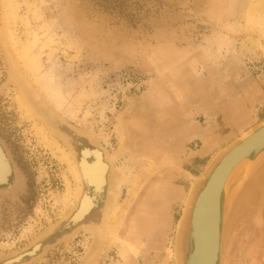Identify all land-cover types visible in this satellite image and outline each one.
Segmentation results:
<instances>
[{
  "label": "rangeland",
  "instance_id": "374dc122",
  "mask_svg": "<svg viewBox=\"0 0 264 264\" xmlns=\"http://www.w3.org/2000/svg\"><path fill=\"white\" fill-rule=\"evenodd\" d=\"M17 1H23L18 9L22 21L13 25L14 35L25 42L28 32L36 31L40 43L43 35L49 36L52 43L43 47L40 55L37 48L34 52L42 70L60 85L63 95L70 96L75 108L72 113L65 109L53 113L35 97L26 81L12 74L0 24V86L6 70L14 84L0 88V138L17 169L0 144L9 173L0 180V193L5 195H0V264H174L168 250L191 181L217 161L227 145L235 144L260 122L237 132L239 118L230 109L229 141L213 149L204 169L202 166L197 171L193 155L201 146L198 143H185L178 166L168 159L166 153L172 156L180 149L173 128L177 115L171 107L186 100L190 104L189 98L204 95L206 89L216 95L212 84L223 77L229 82L231 100L239 85L254 86L264 96V32L250 29L253 23L245 18L249 5L258 8L254 18L264 14V0H30L37 4L38 16L27 10L25 0ZM213 4H223L230 12L213 11ZM16 87L25 91L41 118L46 114L51 118L49 128L56 131L52 137L64 153L68 148L57 137V130H69L64 126L67 124L73 136L85 137L91 143V148L81 151L88 155L82 158L86 164L94 161L93 152L117 154L114 213L121 220L117 234L126 242L137 240L138 251L124 253L119 244L109 243L96 258L98 239L92 229L69 234V229L60 227L61 223H80L73 220L70 209L66 221L59 216L67 182L71 191L76 183L68 165L60 160L61 153L47 146L49 139L43 140L33 126L34 120L18 108ZM158 96L166 102L163 106ZM186 114L189 122L193 118L204 122ZM119 116L124 119L121 137L117 131ZM177 122L179 127V118ZM77 140L82 143L79 149L88 147L85 140ZM68 141L75 152L71 135ZM95 141L99 145L93 144ZM105 161L108 169L106 157ZM140 168L143 182L137 193L128 196ZM173 180L181 187L177 196L169 188ZM91 184L87 181L84 191L97 209L83 222L98 223L108 186L96 195ZM231 213L221 264H264V181L257 175L244 186ZM89 250L94 258L86 261ZM25 253L30 256L22 257ZM3 256L10 257L4 260Z\"/></svg>",
  "mask_w": 264,
  "mask_h": 264
},
{
  "label": "bare ground",
  "instance_id": "6f19581e",
  "mask_svg": "<svg viewBox=\"0 0 264 264\" xmlns=\"http://www.w3.org/2000/svg\"><path fill=\"white\" fill-rule=\"evenodd\" d=\"M25 1H26L25 3L27 4L26 6H27L28 11L32 12L36 16L40 15L39 10L37 8V4L35 3L36 0L34 1L36 5L33 2L31 3L30 0H25ZM212 2H215V1H212ZM232 2H234V0H232ZM21 3H18L17 0H0V24L2 25L1 27L3 30L2 32H3L6 48H7V51L9 52V59H10L9 61L11 64L10 66L12 69V74L26 81L29 88L33 90V94H35V97L39 98L41 101V104L45 106L47 109L51 110L52 112L53 110H55L56 113H58L59 110L65 109L67 112L72 113L75 108V102L70 103V102H73L68 99V97L70 96L68 94L63 95L60 92V85L59 84L55 85L53 77L49 74V72L42 70L41 64L39 61V55L41 54V50L43 49V47L47 46L48 44H51L52 40L49 38L48 35H43L44 41L40 43L38 34L35 31V32H28V38L26 39L25 42H22L13 33V28H12L13 25L19 20H21V18L18 16V9H19V6H21L20 5ZM247 8H248L247 11L245 10L246 11L245 18L247 19L246 21L253 23L250 29L256 28V29H259V31L264 32V14H262L259 17L254 18L253 13L255 14V12L258 11L257 6L249 5L247 6ZM215 9H218L216 11H219L222 14H228L230 12V10L227 9V7H225V5L223 4L215 5L212 10L214 11ZM248 28L249 27H247V29ZM35 48H37L38 51L40 52L39 55H36V53L34 52ZM5 70H6V67H5ZM6 72L8 76L7 80L9 82L11 78L7 70ZM8 84H10V86L12 87L14 86V84L11 83V81ZM3 87H0V88H3ZM16 92H17V95L15 97V101L18 105V108L24 113V115L29 120H34L33 126L36 128L38 132L41 133L43 140L49 139V141H47L49 145L47 146L51 147L54 151H58L59 153H61L60 160L68 165V172L70 173L71 177L75 180L76 188L74 189V191H71L69 189V184L67 182V185H68L67 190L65 194L63 195V210H62L61 215H59L60 220L66 221V219L70 215L66 213V211L70 209L69 211H72L73 216H74L73 220L75 222H81L95 208V201L92 199L91 196H88L84 191V187L86 186L87 181H90L92 183L91 185H93L94 190H95L94 192L96 193V195L98 194L96 191L98 192L103 191V189L108 186V198L105 199L104 201L105 204H104V211L102 214V218L100 219L97 225L92 224V223H91L92 225L90 224V229H92L93 231V234L92 233L91 234L93 235V237L97 236L96 239H98V241L96 242V245H97L96 257H98L99 256L98 254L103 252L106 249L109 243L119 244L120 248H122V251L124 253H126L128 250L133 253L138 251L135 249V243L137 240H131V241L126 242L122 240L121 238H119L117 234L118 226H120L121 224V220H118L119 214L114 213L115 200H116V188H117V183H118V179H116L114 175V169H115L114 163L116 161L117 154L115 152L111 154H109L108 152H105L104 153L105 155L102 156L99 153L93 152L94 161L91 164H86L87 162L86 163L83 162L84 160L82 158L83 156H88V155H83V153L80 152L79 157H78V155L75 154V152L73 151L68 141L70 135H67L65 132H62L63 133L62 134L61 130L59 131L57 130L58 132L57 137L59 138L61 137L63 143L66 145L65 147L68 148V150L64 153V151L62 150L64 148L61 149L57 142V139L52 137L53 136L52 132H54L55 130L53 128H49L50 124L51 126L53 125V122L51 118L48 116V114H46V117H44L43 115L44 118H41L39 116V114L41 113L40 110H38V108L31 103L29 97L25 95V91L22 88L20 89L17 88ZM51 105L53 106V109ZM57 118L60 119V117H57ZM123 120L124 119H122L119 116L117 131L120 137L122 136L120 129H121V124L124 122ZM89 135H90L91 140H93L94 142V140L96 139L93 137L91 133ZM242 137L244 138L245 135H243ZM96 143L98 144L97 141H95V143L93 144H96ZM228 147L229 146L227 145L226 148L222 152H224ZM105 157L107 158V163L109 164L108 169H107V165H104ZM5 164L6 162L4 163L2 152L0 150V180L6 175L7 176L9 175L8 170L5 169V166H6ZM212 164L213 163L211 162L205 168L206 171L204 170L203 175L209 169H211ZM141 174H142V169L140 168V170L137 172V175L135 176V181L132 182L130 188L128 189V192H127L128 196H131V195L133 196L135 193H137L136 190H138L139 186L143 182ZM199 179L200 177L198 178L194 177V179L191 181V185L188 189V192L186 194V197L183 203L184 207L182 209V214L180 218L178 219L176 226H175L173 245H172V248L168 250V255L174 261V264L183 263L184 235L187 232V229L189 227V219H190V209L189 208L193 204L194 196L198 189L197 184L200 181ZM150 199L151 197L149 198V201ZM231 214H230V217H231ZM230 217H229V221H230ZM229 221H228L225 233H227ZM35 249L36 248H33V251ZM125 256L128 258V255L125 254Z\"/></svg>",
  "mask_w": 264,
  "mask_h": 264
},
{
  "label": "water",
  "instance_id": "95a60500",
  "mask_svg": "<svg viewBox=\"0 0 264 264\" xmlns=\"http://www.w3.org/2000/svg\"><path fill=\"white\" fill-rule=\"evenodd\" d=\"M7 77L6 72L0 87L9 83ZM64 126L71 130L69 125ZM243 135L222 152L211 169L200 176L193 204L189 208L182 264H221L227 224L239 194L255 175L264 181V121ZM83 228L90 229V224L81 225L72 234ZM24 255L30 256L25 253L22 257ZM7 257L10 256L1 259ZM90 258L94 257L89 250L86 261Z\"/></svg>",
  "mask_w": 264,
  "mask_h": 264
},
{
  "label": "crops",
  "instance_id": "0c3cea01",
  "mask_svg": "<svg viewBox=\"0 0 264 264\" xmlns=\"http://www.w3.org/2000/svg\"><path fill=\"white\" fill-rule=\"evenodd\" d=\"M228 83L224 81L223 77L221 81L212 84L214 85L213 89H215L216 95H212L211 91L206 89L207 92L204 95L201 94L202 96L189 98L188 101L191 99L190 104L186 100L184 104L183 102H180L181 104L177 102L175 105H172L173 107L171 108L174 109V113L181 122V125L178 127L177 116L173 119L174 137L180 149L174 150L172 156L166 153L169 155V160L173 159V163L176 162L174 165H179L181 148H185V143H198L201 146L197 153L193 155L194 165H196L194 169L198 171V168L202 166L204 169L206 159L214 153L213 149L222 148L230 139V109L234 110L235 117L239 118L240 126L236 128L237 132H243L247 125L264 121V96H262L260 91L258 93L257 88L254 86L245 87L244 85L240 87L239 85L238 91L233 95L235 98L232 100L234 101H232L230 95L231 88ZM193 89V87H190L189 91H193ZM200 89L202 90L203 88ZM158 101L162 106L166 103L161 96L160 98L158 96ZM187 112L190 119H192L191 114H193L195 118L204 119V122L197 121L194 118L192 122L191 120L189 122L186 116ZM163 117L165 116H160L162 121ZM171 186L169 188H173L175 191L169 190L175 192L174 194L177 196L181 192V187L176 186L174 180L171 182ZM171 202L172 200L169 202V206Z\"/></svg>",
  "mask_w": 264,
  "mask_h": 264
},
{
  "label": "flooded vegetation",
  "instance_id": "af4514ba",
  "mask_svg": "<svg viewBox=\"0 0 264 264\" xmlns=\"http://www.w3.org/2000/svg\"><path fill=\"white\" fill-rule=\"evenodd\" d=\"M61 130L63 131V132H65L66 134H68V135H71L72 136V138H73V143H72V146H73V148H74V150H75V153H76V155H78V157H79V154H80V152L83 150V149H85V148H91V145L88 143V141L85 139V138H83V137H76V136H73V134H72V132L70 131V130H66V129H63V127H61ZM79 138H81V140H85L86 141V143L88 144V147H82L81 149H79V147H81V145H82V143L80 142V141H78L77 139H79ZM0 143L1 144H3L2 146H3V149H4V152H8V150L6 149V146H5V144H4V142L1 140V138H0ZM8 154V157H9V159H10V163L12 164V166H14V168L16 169V167H15V165H14V163H13V161H12V159H11V156H10V154H9V152L7 153ZM17 170V169H16ZM18 172V171H17ZM14 172L11 174V177H10V183L11 182H13L12 180H14ZM18 175H19V173H18ZM19 177H20V175H19ZM2 185L0 186V192L1 191H3L2 190ZM19 190V189H18ZM18 190H17V192H18ZM17 192L15 193V196L13 197V199L12 200H14V198L16 197V194H17ZM0 195L1 196H3V197H5V195H3V194H1L0 193ZM7 198V197H6ZM99 206V205H98ZM95 209H97V207L96 208H94L93 210H95ZM92 210V211H93ZM91 211V212H92ZM99 211H100V214H101V206H100V208H99ZM88 216V215H87ZM100 217H101V215H100ZM85 220V219H84ZM83 220V221H84ZM80 222L79 224H76V225H74V224H71V222H69L68 223V225H66L65 223H61L60 225V227H62V228H67V229H69V234H71L72 233V231H74L76 228H78V227H80L81 225H89V224H95V225H97L98 223L97 222H87V223H85V222ZM100 221V220H99ZM68 234V235H69ZM65 236H67V235H65ZM99 255V254H98ZM97 258V257H96Z\"/></svg>",
  "mask_w": 264,
  "mask_h": 264
}]
</instances>
